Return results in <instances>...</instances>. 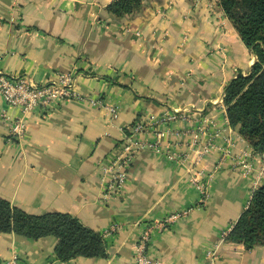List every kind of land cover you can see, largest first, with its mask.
Here are the masks:
<instances>
[{
	"label": "crops",
	"instance_id": "1",
	"mask_svg": "<svg viewBox=\"0 0 264 264\" xmlns=\"http://www.w3.org/2000/svg\"><path fill=\"white\" fill-rule=\"evenodd\" d=\"M114 1L0 0V73L36 84L71 74L81 98L28 118L19 142L9 137V119L19 113L0 97V199L33 216L69 214L108 244L105 259L63 263L54 237L0 233V264L13 256L20 264H135L144 231L188 210L189 216L152 231L147 254L153 264H210L209 251L216 252L213 264H264L263 247L247 250L223 240L264 187V158L230 128L222 106L225 88L247 76L256 57L219 8V23L203 6L186 21L189 3L181 0L180 11L163 18L144 10L125 31L106 11ZM108 106L118 108L116 119ZM173 109L186 111L189 121L172 124L165 145L177 143L187 162L143 152L131 163L122 196L106 199L104 169L125 135L137 122ZM199 128L205 129L201 142L213 146L205 156L190 146ZM195 173L210 180L206 206L191 182Z\"/></svg>",
	"mask_w": 264,
	"mask_h": 264
},
{
	"label": "trees",
	"instance_id": "2",
	"mask_svg": "<svg viewBox=\"0 0 264 264\" xmlns=\"http://www.w3.org/2000/svg\"><path fill=\"white\" fill-rule=\"evenodd\" d=\"M152 0H115L106 11L115 20H125ZM231 27L256 57L250 73L239 75L224 90L223 105L231 129L264 158V0H218ZM0 233L34 241L54 237L55 255L63 262L77 258L105 259V238L69 214L33 216L0 199ZM226 243L251 250L264 248V187L254 191L247 209L223 236Z\"/></svg>",
	"mask_w": 264,
	"mask_h": 264
},
{
	"label": "built area",
	"instance_id": "3",
	"mask_svg": "<svg viewBox=\"0 0 264 264\" xmlns=\"http://www.w3.org/2000/svg\"><path fill=\"white\" fill-rule=\"evenodd\" d=\"M0 97L6 106L17 110L19 113L17 119H9L11 123L9 137L19 142L24 141L27 136L28 118L35 114L40 116L47 115L66 102L81 99L76 92V79L71 74H56L49 82L36 84L26 76H6L0 73ZM90 103L96 106L102 102L100 100H90ZM222 106L225 109L223 104ZM107 110L112 119L118 117V108L108 106ZM188 119L183 112L173 109L160 117L151 116L146 121L137 122L123 138L112 162L104 169L105 198L113 200L122 196L127 184L131 163L137 155L143 152L165 153L169 161L184 165L187 162L188 153H177V146H179L177 143H166L165 145V136L171 131L172 124L179 121H189ZM197 132L198 134L191 133V149L200 147L198 150L199 156L208 155L213 149L212 143L203 144L200 142V137L205 135V129L199 128ZM152 136L153 140L150 139ZM250 174V169L245 166L244 175L248 176ZM192 180L195 182V175ZM196 182H198L197 189L200 195V202L205 203L209 198V180H203L200 177L196 179ZM182 215L184 214H173L163 220V222L148 227L144 231L135 246V264H153L147 254L151 244L152 231L173 224ZM115 228L116 226H113L107 231L105 237H109L115 232ZM214 254L208 253L207 255L211 262L210 264L214 263ZM2 264L20 263L18 257L13 256Z\"/></svg>",
	"mask_w": 264,
	"mask_h": 264
},
{
	"label": "rangeland",
	"instance_id": "4",
	"mask_svg": "<svg viewBox=\"0 0 264 264\" xmlns=\"http://www.w3.org/2000/svg\"><path fill=\"white\" fill-rule=\"evenodd\" d=\"M181 1V0H152L150 2H147L145 3L141 9L136 12L135 14L131 15L130 17L126 18L125 20H120V21H117V23L120 25L121 29L122 30H125L127 31L128 30V20H131L133 17L137 16V15H140L144 12V10H147V12H151L154 17H165L168 15V13L170 12H178L180 11V8L178 7V2ZM188 3L189 5H187L185 7V10L183 9V14H184V19L186 21H188L190 19V17L193 15V13H195L196 10H199V9H202V7H199V6H203L204 9H205V16H207V18L211 17L213 19H216V21L219 23V19L223 18V17H217L218 16V8L220 9L219 7V2L218 0H188ZM204 3V5H202ZM221 11V9H220ZM126 21V22H125ZM185 116H187V112L186 111H182ZM201 142V140H200ZM203 143V142H201ZM200 173H195V182L192 180V184L195 186L196 190L198 191L197 189V186H198V182H196V179L197 178H202L203 180H205V178L200 174ZM243 176H245L243 174ZM246 178L249 177V176H245ZM209 180V178L207 179ZM199 182H200V179H199ZM209 186H210V180H209ZM209 186H208V192H209ZM199 193V191H198ZM208 196L210 198V194L208 193ZM209 198L208 200L205 202V203H201L200 201V206H206L209 202ZM189 212L190 210H188L187 212H184V217L186 216H189ZM176 214H182V213H176ZM216 251V250H214ZM208 253H215V257H216V252H213V251H209ZM207 253V255H208Z\"/></svg>",
	"mask_w": 264,
	"mask_h": 264
}]
</instances>
